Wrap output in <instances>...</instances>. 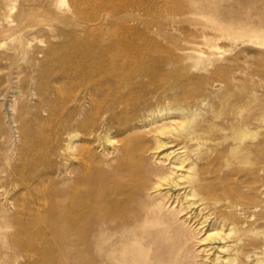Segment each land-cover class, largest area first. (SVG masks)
<instances>
[{
	"label": "rangeland",
	"instance_id": "obj_1",
	"mask_svg": "<svg viewBox=\"0 0 264 264\" xmlns=\"http://www.w3.org/2000/svg\"><path fill=\"white\" fill-rule=\"evenodd\" d=\"M200 53L207 61L199 64ZM132 65L148 72L128 81L127 91L138 98L137 111L145 113L149 105L155 112L184 109L166 121L193 114L211 150L205 160L191 152L192 161L206 175L215 170L208 174L212 182L240 197L239 221L249 219L256 206V222L246 226L256 231L264 264V0H0V264H82L79 243L67 240L61 224L50 226L38 214L43 212L39 201L53 187L66 191L86 176L85 166L65 149L66 116L79 112L75 96L83 106L92 97L109 102L105 92L84 85L107 80L96 71L122 72ZM44 98L55 109L52 120ZM135 121L125 129L116 124L119 119L98 121L93 138L80 127L71 128L78 133L72 141L93 154L86 168L111 178L109 189H115V169L127 139L133 152L140 145L145 150L142 160L129 161L143 166L135 177L157 163L167 165L177 153L172 154L175 148L152 149L148 121L144 127ZM30 162L34 171L26 167ZM169 188L161 194L190 216L197 242L206 230L226 231L211 214L219 204L191 205L183 189ZM156 194L142 195L134 209L162 205V200L151 202ZM136 197L133 193L131 199ZM86 233L93 236V230ZM216 242H202L209 245L210 259L217 253Z\"/></svg>",
	"mask_w": 264,
	"mask_h": 264
},
{
	"label": "bare ground",
	"instance_id": "obj_2",
	"mask_svg": "<svg viewBox=\"0 0 264 264\" xmlns=\"http://www.w3.org/2000/svg\"><path fill=\"white\" fill-rule=\"evenodd\" d=\"M33 11L32 9L29 15ZM204 60L205 57L200 53L196 62L200 64ZM145 75H148V72L146 73L141 65L137 68L129 66L122 72L96 71L95 76L106 77L107 80L103 83L85 84L84 88L92 89L94 92H105L109 102L92 97L87 100L88 105L83 106L79 97L75 96L74 101L78 103L79 112L77 116L71 114L66 116L65 149L79 164L85 166L86 176L82 178V182L80 179L74 180L70 189L66 191L53 187L47 197L41 199L42 202L39 201L43 206V212L39 211L38 214L45 217L50 226L61 224L67 240L79 243L80 251L83 249L82 264H260L256 231L246 226L256 222V206L251 207L249 219L246 217L239 221L237 210L241 211L243 206L240 197L235 191L218 187L212 182L214 178L208 174L211 175L215 170H209L206 175L192 161L191 152L196 155L197 160H205L203 155L211 150L207 143L202 142L200 134H205V131L197 128L193 114L185 116L181 121L179 119L166 121L169 115L175 113L179 116L184 109L164 108L155 112L149 105L150 109L147 112L137 111L135 101L138 98H133L127 91L130 84L128 81ZM42 103L48 114L47 119L52 120L55 109L50 107L45 98ZM93 110L97 113L91 114ZM89 115L92 116L90 124L87 121ZM159 118L163 120L162 123H159ZM114 119H119L120 122L116 124L124 129L136 119L142 123L141 127H144V120L148 121L150 127L145 132L155 142L152 149L158 151L175 148L172 151V154L177 151L173 154L174 160L167 165L160 162L146 171L143 170L144 174L140 178L132 176L141 172L143 166L138 163L130 165L129 161L142 160L145 150L140 145L133 152L132 143L127 139L121 146V163L115 169L117 172L114 179L115 189H109L111 178L101 177L98 172L91 173L88 168L90 166L86 168L85 164L92 160L93 154L83 145L72 141L78 133H71V128L78 130L80 127L89 138H93L97 136L98 121L112 122ZM242 134L245 135L244 132ZM175 135H179L182 141L178 142ZM105 141H109V138L107 137ZM185 163L187 165L183 171ZM123 165L127 166L122 171V173L126 171L122 176ZM26 167L29 171L35 170L31 162ZM180 170L182 173L178 174ZM93 179L98 180L95 185ZM85 186L93 191L84 188ZM164 187L183 189V196L191 200V205L202 204L205 208L210 200L219 204V208L211 214L226 231L219 234L211 233V229L206 230L208 231L206 236L197 242L196 226L190 224V216L184 212L181 205L170 206L169 200L161 194ZM151 192H157V196L151 202L159 203L157 200H162L163 204H157L156 208L150 207L144 212L138 208L134 209V204L137 205L139 198ZM133 193L137 196L134 200L131 199ZM164 206L166 207L163 208ZM251 219L253 222L249 223ZM142 225L144 230L140 231L138 227ZM88 230H93V236L86 233ZM212 240L213 243L218 241V244L215 248L217 253L210 259L206 254L209 245L202 242L210 243Z\"/></svg>",
	"mask_w": 264,
	"mask_h": 264
}]
</instances>
